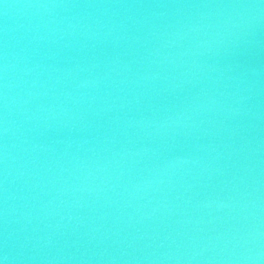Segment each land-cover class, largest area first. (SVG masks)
<instances>
[{
    "label": "water",
    "instance_id": "95a60500",
    "mask_svg": "<svg viewBox=\"0 0 264 264\" xmlns=\"http://www.w3.org/2000/svg\"><path fill=\"white\" fill-rule=\"evenodd\" d=\"M0 264H264V0H0Z\"/></svg>",
    "mask_w": 264,
    "mask_h": 264
}]
</instances>
